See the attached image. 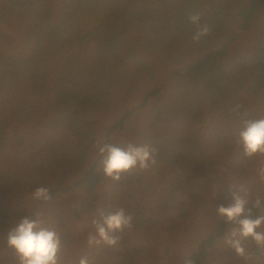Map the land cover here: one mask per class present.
I'll return each instance as SVG.
<instances>
[{
    "label": "trees",
    "instance_id": "obj_1",
    "mask_svg": "<svg viewBox=\"0 0 264 264\" xmlns=\"http://www.w3.org/2000/svg\"><path fill=\"white\" fill-rule=\"evenodd\" d=\"M261 117L264 0H0V264H19L7 235L37 213L61 264H264L250 238L247 259L225 244L216 211L243 188L264 216V156L237 143ZM129 143L156 162L113 182L99 146ZM119 209L132 227L89 246Z\"/></svg>",
    "mask_w": 264,
    "mask_h": 264
},
{
    "label": "clouds",
    "instance_id": "obj_2",
    "mask_svg": "<svg viewBox=\"0 0 264 264\" xmlns=\"http://www.w3.org/2000/svg\"><path fill=\"white\" fill-rule=\"evenodd\" d=\"M190 22L196 25V32L192 36L193 41H199L207 35L209 28L200 24V16L193 15ZM237 143L242 147L244 155L248 158L264 156V117L244 121L242 129L238 133ZM99 153L103 157V172L113 182H119L122 175L134 170H147L155 164V149L148 146H136L132 143L125 147L112 144L99 146ZM261 179H264V167L256 169ZM231 203L227 206L217 207V214L224 217L230 224L235 225L225 239V244L230 247L237 256L247 259L244 241L249 238L257 246L264 247V232L258 231L264 225V216L252 218L249 204V193L246 189L234 191L231 194ZM33 199L45 202L51 199L49 190L37 187L32 194ZM261 200L255 199L253 207L259 208ZM100 219L93 220L95 233L88 234L89 246L106 245L116 246L119 237L115 233L123 232L132 227V217L126 215L123 209L105 213L100 211ZM40 214L36 218H23L20 223L8 233L7 246L14 250L19 264H61V239L53 228L45 227ZM79 264H89L87 257H82ZM187 264H191L188 261Z\"/></svg>",
    "mask_w": 264,
    "mask_h": 264
}]
</instances>
